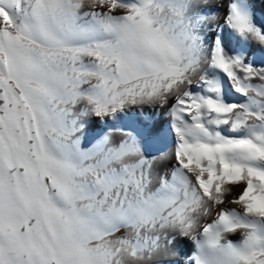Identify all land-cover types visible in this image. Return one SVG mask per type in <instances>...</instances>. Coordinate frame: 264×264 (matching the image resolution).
I'll return each mask as SVG.
<instances>
[{"label": "snow or ice", "instance_id": "1", "mask_svg": "<svg viewBox=\"0 0 264 264\" xmlns=\"http://www.w3.org/2000/svg\"><path fill=\"white\" fill-rule=\"evenodd\" d=\"M0 264H264V0H0Z\"/></svg>", "mask_w": 264, "mask_h": 264}, {"label": "bare ground", "instance_id": "2", "mask_svg": "<svg viewBox=\"0 0 264 264\" xmlns=\"http://www.w3.org/2000/svg\"><path fill=\"white\" fill-rule=\"evenodd\" d=\"M242 190V188H240V187H237L236 189H235V191L238 193V192H240Z\"/></svg>", "mask_w": 264, "mask_h": 264}]
</instances>
